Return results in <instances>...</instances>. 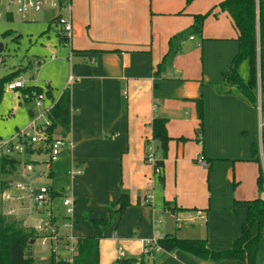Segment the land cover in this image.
I'll return each mask as SVG.
<instances>
[{
  "label": "crops",
  "instance_id": "crops-1",
  "mask_svg": "<svg viewBox=\"0 0 264 264\" xmlns=\"http://www.w3.org/2000/svg\"><path fill=\"white\" fill-rule=\"evenodd\" d=\"M220 1L211 0L210 14L199 33L193 26L194 15L199 13L188 0H72V47L65 44L61 29L56 30L59 41L71 50L69 76L64 85L59 84L63 90L55 95L51 83L40 86L33 78L30 84L51 91L53 95L52 98L46 96V106L56 102L65 89L70 90L71 127L67 140L73 147H66L58 161L62 156L71 160L67 172L73 166L82 169L75 180L83 176L96 177L95 172L90 175V159L78 156L80 150L107 163L116 164V158L120 162L121 191L106 189L96 210L100 217L107 216L109 203L116 201L123 192L136 195L138 203L142 198L146 200L148 186L155 178L152 164L146 161L147 142L153 139L155 118L167 119L170 137L161 177L165 176L166 164H174L177 171L188 167L194 176L186 192L190 195L192 190L201 188L204 194L209 193L208 207L194 209L201 218L204 213L207 219L209 214L212 216L217 211L223 217L216 225L222 228L224 238L213 244L216 248L241 235L247 220L246 202L264 198L263 192L258 190L251 198L243 196L239 190L237 180L244 166L258 165L250 161L252 143L259 142L263 153L261 122L264 124V118L261 105L255 107L237 85L225 81L239 43L231 17L218 7ZM117 3L132 24L127 34L113 32L115 26L109 28V20L115 24L113 20L117 18L114 8L119 6ZM43 11L23 15H29L27 18L34 23L48 24L49 28L59 25L56 14L41 15ZM7 17L12 19L13 11H8ZM150 20L152 23L148 24ZM70 76L78 80L69 83ZM199 99L203 105L202 128L198 116ZM32 115L33 105L29 110L30 120ZM155 146L156 159L161 158L158 141ZM200 158L205 159L208 167L198 163ZM53 166L50 184L55 179ZM255 174L257 184L259 165ZM52 188L58 193L54 197V206L60 195L72 193L75 197L73 186H62L59 190ZM167 197L166 206L172 211L191 209L177 191L173 190ZM75 199L77 213L80 199ZM76 222L77 232L80 222L77 214ZM256 231L257 228L254 233ZM77 234L82 238L90 236ZM115 234L112 238L116 240ZM262 236L255 264H264V226ZM203 239L209 242L208 238ZM141 246L143 249V244ZM179 262L214 264L186 252L181 253ZM219 264L246 262L225 260Z\"/></svg>",
  "mask_w": 264,
  "mask_h": 264
},
{
  "label": "rangeland",
  "instance_id": "rangeland-1",
  "mask_svg": "<svg viewBox=\"0 0 264 264\" xmlns=\"http://www.w3.org/2000/svg\"><path fill=\"white\" fill-rule=\"evenodd\" d=\"M6 1L0 0L3 12L0 18V44L3 46L0 58L4 60L0 64V81L20 68L23 71L21 77L28 81L33 78L40 86L51 83L52 92L55 95L58 94L63 90L59 84L63 83L64 85L71 69V64L68 61L71 50L59 41L56 34V30H60V26L54 25L49 28L48 24L34 23L30 18H27L29 15L24 17L23 14L16 12L14 7L7 5ZM210 2L211 0H191L188 4L193 5V10L203 15L208 12ZM117 4L119 6H114L117 18L115 17L113 20L115 24L109 20V28L112 29L115 26L113 32L127 34L128 28L132 27V24L121 11L120 3ZM8 11H13L12 19L7 17ZM40 14L54 15L56 13L43 11ZM151 23V20L148 21V24ZM160 26L158 24V27ZM53 55L56 56L55 59H52ZM239 73L245 81L250 78L249 60L245 59L240 63ZM258 79L256 94L258 105H261L262 108L264 107V88L260 84V73ZM31 107L30 102L24 101L22 90L9 91L5 89L0 92V141L10 139L18 129H23L29 123ZM59 132L58 129L56 131L58 137L61 136ZM78 156L90 159V175L95 172L96 177L93 179L83 176L75 180L76 177L71 176L70 170L67 172L71 160L62 156L59 161L54 163L55 179L51 186L58 190L62 186L66 188L73 186L75 197L80 199L76 213L77 219L80 221L77 232L81 235H92L94 227L89 217L98 218L101 216L96 210L102 202V195L106 189L116 188L117 191H121V167L117 158L116 164L115 162L107 163L106 160L96 158L85 150H80ZM18 161L22 162V158L18 157ZM19 170V166L15 167V165L14 168H10V166L3 168L2 160H0V195L5 189L4 181L20 182L23 180L18 175ZM190 171L188 167H181L177 171L174 164L170 163L165 166L163 178L154 172L155 178L148 186L146 195V199L152 198L151 203H147L143 198L138 203L136 195L133 196L131 192H126L130 195V205L125 209L118 227H110L106 231L107 237L101 241L100 246V264H118L123 259L138 260L133 264H141L142 260L149 264L154 262L156 264H180V255L183 251L168 252L162 248L158 249L155 244L149 245L147 249L143 246L142 249V241L152 240L156 237L161 238L168 234H174L179 238H208L212 244L220 242L223 231L216 223L219 220L223 221V217L219 216L218 211L214 212L212 216L209 214L207 219L205 213L204 218L197 215L198 210L194 207L198 209L208 207L209 193L204 194L201 188L198 191L192 190L190 195L189 192H186L190 179L194 176ZM255 172H258V165L249 163L248 166H244L239 175L240 178L237 180L240 182L239 190L245 197L251 198L258 194ZM73 180L75 181L73 182ZM46 184L50 185V180ZM173 190L177 191L180 197L184 196V202L191 209L174 213H169L164 209L167 208L166 201L169 200L167 195ZM262 195L264 196V192ZM62 202L61 196L55 200V207L58 208L57 214L64 213ZM80 215L84 218H80ZM114 232L117 235L116 240L112 238ZM38 245L39 243L33 245L31 251L27 253L31 254L36 261H40L42 256L47 255V252L44 254L43 249ZM120 251L124 252V257L120 255Z\"/></svg>",
  "mask_w": 264,
  "mask_h": 264
},
{
  "label": "trees",
  "instance_id": "trees-1",
  "mask_svg": "<svg viewBox=\"0 0 264 264\" xmlns=\"http://www.w3.org/2000/svg\"><path fill=\"white\" fill-rule=\"evenodd\" d=\"M190 1L188 0V2ZM218 7L231 17L238 34L237 41L239 43L238 53L233 60L229 73L225 76V81L237 85L242 95L252 105L258 107L256 89L258 88L259 73L260 84L264 88V0H221ZM209 14L210 12L194 15L195 23L193 26L199 33L202 32L203 24ZM245 59L249 60L251 67V75L247 81L242 79L239 74L240 63ZM21 72L23 71L19 69L4 77L0 81V92L5 90L7 83L20 76ZM32 90L43 91L42 88L34 86L23 90L22 93ZM45 94L52 98L53 94L50 90H46ZM197 105L200 127L202 128L203 105L201 99L197 101ZM261 111L264 118V107L261 108ZM50 118L53 123L52 131L56 132L59 129L60 137L67 139L71 127V93L69 89H65L56 101ZM152 128L153 140L159 142L158 150L161 153V158L156 160L155 167L161 170L159 174L161 177L170 140L167 132V119L155 118ZM261 143L264 155V124ZM250 161L259 165L257 188L259 193H262L264 192V169L259 142H254L251 145ZM14 163L13 161L2 160L3 168L6 166L14 168ZM6 186H8V182L4 181L3 187ZM56 195L58 193L53 192V196ZM246 203L248 204L247 220L242 226L241 235L232 239L229 244H221V248H216L207 239L179 238L173 234L160 238L158 245L168 252L180 250L214 264H219L225 260H241L246 264H255L264 226V198L257 197L248 200ZM129 205V194L123 192L116 201L109 203L106 217L90 219L94 233L80 239L76 264H100V242L106 237L105 231L113 225H118ZM166 210L169 213H174L168 206ZM255 228H257L256 233H254ZM32 241L31 233L21 228L17 223L9 222L0 211V264H35V258L31 254H27L32 249ZM136 261L138 260L123 259L118 264H133ZM141 264L149 263L142 260Z\"/></svg>",
  "mask_w": 264,
  "mask_h": 264
},
{
  "label": "built area",
  "instance_id": "built-area-1",
  "mask_svg": "<svg viewBox=\"0 0 264 264\" xmlns=\"http://www.w3.org/2000/svg\"><path fill=\"white\" fill-rule=\"evenodd\" d=\"M6 2L18 13L24 15L45 9L54 10L64 42L72 47V0H7ZM2 15L0 5V18ZM191 39L194 37L191 36ZM51 57L56 58L55 55ZM3 61L0 58V64ZM75 80L78 78L69 77V83ZM31 87L34 85H31L30 81L18 76L7 83L5 89L23 91ZM45 91L43 89L42 92L32 90L22 93L24 101L33 105L32 118L10 139L0 141V160L15 162V167L20 168L18 175L23 178L20 182L13 180L8 182V186L0 195V211L9 222L17 223L32 234L33 245L39 243L38 246L43 249L44 254L47 252V255L42 256L36 263L76 264L75 260L79 254L78 243L82 238L76 232V199L71 194L60 195L65 210L64 213L57 214V208L54 206L55 196H53L55 191L51 184H46L51 178L53 164L58 161L66 147H73V143L58 137L52 131L53 123L50 116L56 102L46 106ZM18 157L22 158V162L18 161ZM261 157L264 167L263 153ZM156 160V146L152 139L147 142L146 161L154 166V172L160 174L161 170L155 167ZM198 163L203 167H208V163L203 158L198 159ZM81 173L82 169L78 166H73L70 170L73 178ZM151 201V197L146 199L147 203ZM159 239L156 237L142 241V244L145 249L153 244L160 249ZM120 255L125 256L123 251H120Z\"/></svg>",
  "mask_w": 264,
  "mask_h": 264
},
{
  "label": "water",
  "instance_id": "water-1",
  "mask_svg": "<svg viewBox=\"0 0 264 264\" xmlns=\"http://www.w3.org/2000/svg\"><path fill=\"white\" fill-rule=\"evenodd\" d=\"M3 51V46L0 44V53Z\"/></svg>",
  "mask_w": 264,
  "mask_h": 264
}]
</instances>
